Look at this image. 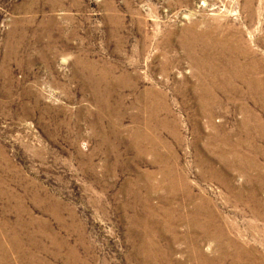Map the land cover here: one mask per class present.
I'll use <instances>...</instances> for the list:
<instances>
[{
  "label": "rangeland",
  "instance_id": "obj_1",
  "mask_svg": "<svg viewBox=\"0 0 264 264\" xmlns=\"http://www.w3.org/2000/svg\"><path fill=\"white\" fill-rule=\"evenodd\" d=\"M224 35L258 68L211 101ZM256 211L264 0H0V264H264Z\"/></svg>",
  "mask_w": 264,
  "mask_h": 264
},
{
  "label": "bare ground",
  "instance_id": "obj_2",
  "mask_svg": "<svg viewBox=\"0 0 264 264\" xmlns=\"http://www.w3.org/2000/svg\"><path fill=\"white\" fill-rule=\"evenodd\" d=\"M248 2V1H247ZM250 5V4H249ZM239 37L230 36V35H224L219 37L217 43H213L214 49L216 51L211 56H205L206 59H208V67L206 71H197L198 75V83L199 88L202 92H205L209 95H211V101L215 100L216 95L213 94V90L211 88L215 87L216 89L220 90L219 92L225 93L228 90V92H235V88L232 87L231 81L233 78H243L244 71L248 68H254V66L257 65L256 58L254 57L252 51L246 47H242V45H236L234 44V41H237ZM240 39V38H239ZM238 39V40H239ZM216 42V40H215ZM210 46V45H209ZM205 47V46H204ZM213 49V50H214ZM254 52V51H253ZM202 54V53H201ZM230 54V55H229ZM203 56V55H202ZM250 57V58H248ZM200 60V59H199ZM201 61V60H200ZM203 63V62H202ZM198 64V63H197ZM200 64V63H199ZM205 65V66H207ZM259 66V65H258ZM257 67V66H256ZM204 68V67H203ZM258 68V67H257ZM202 69V68H201ZM206 69V68H205ZM256 72V71H255ZM201 73V74H200ZM247 73V72H246ZM253 73H251L252 75ZM251 77V76H250ZM257 78V76H256ZM248 79V78H247ZM258 80V78H257ZM252 81V80H251ZM258 83V81H256ZM237 83V82H236ZM241 83V82H240ZM255 83V82H254ZM235 84V83H234ZM253 85H251L252 87ZM257 87V86H256ZM239 88V87H238ZM255 88V87H254ZM233 89V90H232ZM258 90V89H257ZM256 91V90H254ZM210 97V96H209ZM253 97V96H252ZM259 97V96H258ZM210 99V98H209ZM235 99V98H234ZM255 99V98H254ZM203 100V99H202ZM258 100V99H257ZM204 101V100H203ZM218 101V100H216ZM261 101V100H260ZM207 103V102H206ZM205 104V102H204ZM208 104V103H207ZM208 107V105H206ZM205 110V109H204ZM255 112V111H254ZM206 113L209 114V108L206 109ZM211 114V113H210ZM257 114V113H256ZM251 123V122H250ZM220 138V137H219ZM235 153V152H234ZM225 161V160H224ZM233 165V164H232ZM256 204V203H255ZM261 208V207H260ZM255 211V210H254ZM207 218V217H206ZM256 218H261L264 220V213H261L259 211H256ZM194 219V218H193ZM209 224V223H208ZM211 227V226H210ZM212 230V229H211ZM218 230L217 232H219ZM215 231L213 230V233ZM215 235V234H214ZM222 245V244H221ZM232 246V245H231ZM227 249V248H226ZM192 250V249H191ZM200 249H197L194 253V263L202 262L205 264L207 262L208 264H213L215 261L214 259H207L203 253L199 252ZM224 250V249H223ZM250 251V250H249ZM240 252V251H239ZM147 253V252H146ZM226 254V253H225ZM222 255V254H221ZM242 255V254H241ZM240 256V255H239ZM239 256H236L232 259V264H240ZM242 257V256H241ZM209 258V257H208ZM213 262H210L212 261ZM142 263V262H141ZM206 263V264H207ZM216 264L225 263L227 264L226 257L217 259L215 262ZM214 263V264H215ZM251 264H257L255 261Z\"/></svg>",
  "mask_w": 264,
  "mask_h": 264
}]
</instances>
